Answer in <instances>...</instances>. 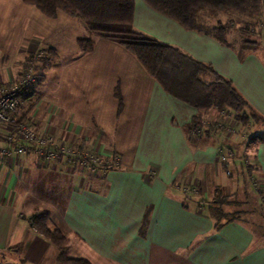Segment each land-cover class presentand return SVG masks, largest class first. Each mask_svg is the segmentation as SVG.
Segmentation results:
<instances>
[{
  "label": "crops",
  "instance_id": "0c3cea01",
  "mask_svg": "<svg viewBox=\"0 0 264 264\" xmlns=\"http://www.w3.org/2000/svg\"><path fill=\"white\" fill-rule=\"evenodd\" d=\"M0 7V83L17 81L30 55L53 48L30 125L53 142L49 147L76 145L100 156L84 164L28 149L0 160V264H63L30 221L42 211L70 239L71 255L91 264H264L262 214L261 226L252 218L217 227L210 211L216 188L249 201L245 209L264 203L262 24L258 48L245 50L231 33L222 42L135 0L136 30L211 64L258 117L239 123L248 129L238 124L236 136L218 128L194 135L188 127L198 110L164 89L124 46L96 36L82 53L77 18L62 11L51 18L20 0H0ZM9 127L0 124V146Z\"/></svg>",
  "mask_w": 264,
  "mask_h": 264
},
{
  "label": "trees",
  "instance_id": "16d2710c",
  "mask_svg": "<svg viewBox=\"0 0 264 264\" xmlns=\"http://www.w3.org/2000/svg\"><path fill=\"white\" fill-rule=\"evenodd\" d=\"M22 1L35 6L44 15L51 18L57 17L58 13L62 11L86 24L87 30L94 32L95 37L107 38L124 46L137 58L146 72L161 83L164 89L198 110V113L189 123L190 134L208 133L214 128L224 126L225 124L219 120H221V114L226 112V109L233 114L235 120L245 125L254 123L252 120L258 118L257 115L249 113L248 102L233 86L232 82L216 71L211 64L197 60L175 45L161 42L142 31L136 30L133 27L135 0ZM145 1L154 10L176 19L184 27L210 32L222 42L227 41V34L234 28L236 21L235 17L232 18L231 16L233 14L241 16L245 13L259 14L262 2V0ZM221 14H228L226 15L229 16L227 21L218 18L213 23L212 17ZM237 31L241 34L242 40L246 39L249 33L247 25L238 27ZM95 37L85 34L83 31L82 35L77 38L82 53L93 49ZM245 39L240 44L243 49L255 50L258 48L259 42L257 40ZM46 52L48 55L39 60L36 59L35 55H30L21 73V76H25L33 66L37 72L34 80L20 85L19 103L11 115L19 123L26 122L30 125L29 116L39 102V87L43 83L44 69L57 56L53 48L47 49ZM12 84L6 83L4 85L11 86ZM117 96L121 106L122 100L119 92ZM212 108L217 109L219 118L217 121L204 125L201 112ZM258 138H260L258 135L252 137V139ZM88 153L90 155L96 154L92 151H88ZM96 157L99 158L100 156L96 154ZM244 173L247 175L252 173V164L245 165ZM247 204L249 201L246 199L241 200L236 194L227 195L220 188H216L210 206L216 226L220 227L224 222L236 219L250 222L247 216L249 212L259 213L264 217V203L253 207L254 211L253 209H245L244 206ZM229 207H234V209L229 210ZM30 221L37 232L57 247L60 262L63 264H91L86 258L71 255L70 239L60 229L52 226L48 211L34 214Z\"/></svg>",
  "mask_w": 264,
  "mask_h": 264
},
{
  "label": "built area",
  "instance_id": "2783aa9c",
  "mask_svg": "<svg viewBox=\"0 0 264 264\" xmlns=\"http://www.w3.org/2000/svg\"><path fill=\"white\" fill-rule=\"evenodd\" d=\"M35 73H27L25 76H20L18 79V84H14L10 87L5 86L4 84L0 83V124H9V125H15L16 124V119L12 118L11 115L12 113L17 109L18 103H19V98H18V94H19V89H20V85L21 84H26V83H30L32 80L35 79ZM18 125L17 124V128L16 131L14 132H10L8 134L5 135L4 140L7 142V145L4 146H0V160L6 156H10L12 154V152H16V153H21V152H25L28 149H33L35 150L37 153L42 154V155H46V156H56L57 155V150L58 152H64L65 147L62 145H59V147L55 148V147H49L52 143L50 141V139H46L45 137H40L39 135H37V133L31 129V126L28 125L27 123ZM14 130V129H13ZM18 132H24L26 133L24 137H20L18 135ZM20 138H24L26 140H28L30 142V144L32 145H25L22 142H19L18 139ZM10 145L13 146V150L11 149ZM33 147V148H30ZM72 149V150H71ZM75 148H67V154L70 156L72 154L77 153L78 157L77 161H79L80 163H84V164H92V163H96V161H98V158L95 155H84L83 153H78L79 151L76 150V152H74ZM64 153V154H66ZM86 158H85V157ZM225 160V158H223ZM223 160V161H224ZM228 157L227 160L228 161ZM248 164V162H246V165ZM227 173L229 174L230 171L228 170ZM252 183L254 186H256L257 188V183L256 181H253Z\"/></svg>",
  "mask_w": 264,
  "mask_h": 264
},
{
  "label": "rangeland",
  "instance_id": "374dc122",
  "mask_svg": "<svg viewBox=\"0 0 264 264\" xmlns=\"http://www.w3.org/2000/svg\"><path fill=\"white\" fill-rule=\"evenodd\" d=\"M20 1H22V0H20ZM23 2V1H22ZM25 3V2H24ZM27 4V3H26ZM261 7H262V2H261ZM0 11H1V7H0ZM226 15H228V14H221L220 15V17H223V20H225V21H227V18L229 17V16H226ZM232 18H234L235 17V24H234V27L236 26H238V27H243L244 25H247V28H248V30H249V33L247 34V37H246V39H250L251 41H253V40H257L256 38V35H255V33H257V29H259L260 28V24H262V26H263V28H264V14H263V12H262V9H261V12H259V14L257 13V14H250V13H245V14H242L241 16H238V15H235V14H233L232 16H231ZM4 18L2 17V15L0 14V21L1 20H3ZM80 21V20H79ZM81 22V21H80ZM81 24H82V33H83V31H84V33L85 34H88V35H91L92 37H95V33L94 32H92V31H90V30H87V25L86 24H84V23H82L81 22ZM234 29V28H233ZM235 30V29H234ZM3 33V29H1L0 28V34H2ZM229 33H231L232 34V40L233 41H237V42H239L240 44H241V42L242 41H244V39L242 40V38H241V34H239L238 33V31L236 30L235 31V33L234 32H232V29H231V31L229 32ZM245 39V40H246ZM46 51H47V49H46ZM48 55V53L47 52H45V53H43V54H36L35 56H36V58H37V60H39L40 58H42V57H45V56H47ZM64 61L66 60V59H63ZM62 60V61H63ZM40 63V62H39ZM38 63V64H39ZM39 65H41V64H39ZM46 70V69H45ZM35 73V74H37V72L34 70V66H33V68L31 69V71L29 72V73ZM18 82V80L16 81L15 80V82H11V83H17ZM14 84H12V85H14ZM11 85V86H12ZM6 86V85H5ZM8 87H10V86H8ZM39 90H40V88H39ZM41 92H42V89H41ZM34 111V110H33ZM32 111V112H33ZM30 113V115L31 114H33V113ZM201 114H202V118H203V122H204V125H205V123L206 124H209L210 122H213V121H217V119L219 118V112L217 111V109H214V108H212V109H206V110H202V112H201ZM222 115V118H221V120H219V121H221V122H225L226 123V127H220V129L218 128V130H223V129H225V130H227L229 133H232V134H234L235 136H236V134H237V132H235V129H237V127H238V124L240 123V122H238L237 120H235V119H232L233 117H230V115H229V112H228V109H226V112H224V113H222L221 114ZM221 115H220V117H221ZM236 122V123H235ZM26 122H22V123H19V122H17V120H16V124L13 126V125H10L11 127H9V128H11V129H9L10 131L9 132H14V131H16V128L18 127L17 126V124L18 125H20V124H25ZM9 125V124H8ZM21 125V126H22ZM240 125V129L242 128V131H247V129L248 128H243L242 126H241V124H239ZM243 126H244V124H243ZM14 129V130H13ZM31 129L34 131V133L36 132L37 133V135H39L40 137H45L46 139H48L47 137H46V135H43L42 133H40L38 130H36V129H34V127H32L31 126ZM25 134L26 133H22V132H18V135L20 136V137H24L25 136ZM224 134H227L226 132H224ZM221 135V134H220ZM223 135V134H222ZM219 136V135H218ZM221 137V136H220ZM51 141V140H50ZM51 143H53L52 141H51ZM53 147H55V148H57V147H59V145L57 146H53ZM65 147V146H64ZM30 148H33V147H30ZM67 148L68 147H65V150H64V152H58V150H57V155L56 156H54V157H58V155H62V154H64V153H66L67 151ZM75 149H74V152H76V150L77 151H80V150H78L77 149V147H76V145H75V147H74ZM242 149V148H241ZM250 147H249V145H248V150L246 149V153H248L249 154V156H251V151H250ZM29 150H32L33 151V149H29ZM72 150V149H71ZM78 153H83L84 155H89V153L88 152H78ZM122 154H123V152H121ZM39 154V153H38ZM40 155H42V154H40ZM66 156H68V154L66 153ZM69 157V156H68ZM71 159H73V160H76L77 158H80V157H78V155H77V153H75V154H72L71 156ZM85 157V156H84ZM86 158V157H85ZM223 158H225V160H227V157H223ZM222 158V161L224 160ZM248 159V162H249V158H247ZM223 161V162H226V161ZM228 171V170H227ZM231 172V171H230ZM252 181V180H251ZM232 209H234V207H229V210H232ZM251 214V216H248V219L250 220V219H254V221H255V224L257 223V225H259L260 224V226H261V224H262V220L259 218V216L256 214V213H250ZM246 216V215H245ZM247 217V216H246ZM261 227H264V225H262ZM260 227V228H261ZM257 231H259V232H261L260 231V229L258 228V226H257ZM263 232H264V229L262 230Z\"/></svg>",
  "mask_w": 264,
  "mask_h": 264
}]
</instances>
